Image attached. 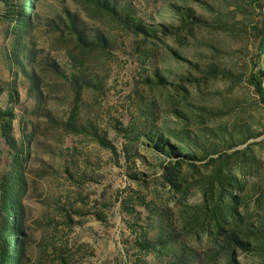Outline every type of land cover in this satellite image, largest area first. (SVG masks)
Returning <instances> with one entry per match:
<instances>
[{"label": "rangeland", "instance_id": "374dc122", "mask_svg": "<svg viewBox=\"0 0 264 264\" xmlns=\"http://www.w3.org/2000/svg\"><path fill=\"white\" fill-rule=\"evenodd\" d=\"M264 0H0V264H264Z\"/></svg>", "mask_w": 264, "mask_h": 264}, {"label": "trees", "instance_id": "16d2710c", "mask_svg": "<svg viewBox=\"0 0 264 264\" xmlns=\"http://www.w3.org/2000/svg\"><path fill=\"white\" fill-rule=\"evenodd\" d=\"M258 90H259V93L261 95V98H262V100L264 102V93H263L262 89L259 88Z\"/></svg>", "mask_w": 264, "mask_h": 264}]
</instances>
